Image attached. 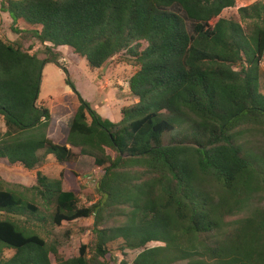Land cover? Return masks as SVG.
<instances>
[{
	"label": "trees",
	"instance_id": "1",
	"mask_svg": "<svg viewBox=\"0 0 264 264\" xmlns=\"http://www.w3.org/2000/svg\"><path fill=\"white\" fill-rule=\"evenodd\" d=\"M235 4L2 1L14 23L31 27L45 57L0 39V160L34 170L53 157L63 169L57 178L38 171L33 195L54 208L56 226L93 220L92 241L60 264H116L119 256L129 264L127 251H139L132 264H264V0L239 8L240 21L222 17ZM175 6L194 22L193 33ZM63 47L93 70L113 58L136 63L129 89L138 101L120 121L102 117L77 92ZM50 63L76 95L65 143L49 137L53 116L37 104ZM81 157L99 170V200L83 207L65 189ZM33 200L0 177V264L58 257L57 246L30 229L40 221Z\"/></svg>",
	"mask_w": 264,
	"mask_h": 264
},
{
	"label": "rangeland",
	"instance_id": "2",
	"mask_svg": "<svg viewBox=\"0 0 264 264\" xmlns=\"http://www.w3.org/2000/svg\"><path fill=\"white\" fill-rule=\"evenodd\" d=\"M2 1L4 0H0V39L9 43H20L24 50L30 51L31 54L39 52L40 57H45L44 46L29 33L31 27L23 21L14 23L11 16L1 9ZM257 1L262 0H236L235 7L223 11L222 17L240 21L238 9ZM171 10L184 19L188 32L193 33L194 22L185 16L182 9L175 6ZM60 51L63 54L61 61L68 68L77 92L101 116L104 115L107 119L118 122L121 120V110L138 101L130 96L129 89V81L138 70L136 63L113 58L103 68L93 70L85 59L78 57L68 48L64 47ZM260 83H264V59L260 65ZM76 103V95L66 84L64 71L54 63L46 65L37 104L53 114L49 137L54 142H66V133L73 119V105ZM5 130L4 120L0 117V131L5 132ZM258 137L252 136L250 142L257 144ZM259 144L264 145V142L260 141ZM73 150L77 153L80 151L76 148ZM62 167L51 156L34 170H27L20 166L10 165L6 160H0V177L4 181V187L24 192L29 199H34L33 201L39 207L40 221H33L30 229L46 240L49 246H57L59 255L57 257L51 254L52 264H60L58 258L64 261L77 257L80 246L89 244L93 238L92 219H79L71 223L64 222L60 227L56 226L51 219L54 208L46 206L42 199L33 195L34 192L31 189L37 184L38 171L48 177L57 178ZM74 171L77 176H70L67 179L65 189H73L77 193L80 207L96 203L99 200L96 190L99 170L94 166L93 159L81 157ZM70 174V167H68L67 175ZM157 245L161 244H151V246ZM13 253L11 250H6L5 256L10 258ZM138 254L139 251H127L125 258L129 264H132ZM121 258V256L118 257L116 264L120 263Z\"/></svg>",
	"mask_w": 264,
	"mask_h": 264
},
{
	"label": "crops",
	"instance_id": "3",
	"mask_svg": "<svg viewBox=\"0 0 264 264\" xmlns=\"http://www.w3.org/2000/svg\"><path fill=\"white\" fill-rule=\"evenodd\" d=\"M64 48V47H63ZM67 48V47H66ZM60 49H62V48H60ZM59 49V50H60ZM53 115V114H52ZM104 118H107L106 116H104V115H102ZM111 121H113V120H111ZM51 128H52V126H51ZM51 128L49 129V136H50V130H51Z\"/></svg>",
	"mask_w": 264,
	"mask_h": 264
}]
</instances>
